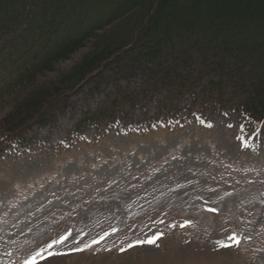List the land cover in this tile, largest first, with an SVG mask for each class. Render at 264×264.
Returning <instances> with one entry per match:
<instances>
[{"label": "rangeland", "instance_id": "rangeland-1", "mask_svg": "<svg viewBox=\"0 0 264 264\" xmlns=\"http://www.w3.org/2000/svg\"><path fill=\"white\" fill-rule=\"evenodd\" d=\"M87 50L59 63L49 79ZM83 95L71 96L52 131H36L43 147L0 158V264H25L68 233L51 251L104 239L50 259L46 249L37 264H264V137L248 121L199 114L146 134L107 130L97 140L90 130L86 142L64 143L81 112L95 109L104 93ZM157 233L156 244L120 251Z\"/></svg>", "mask_w": 264, "mask_h": 264}, {"label": "trees", "instance_id": "trees-1", "mask_svg": "<svg viewBox=\"0 0 264 264\" xmlns=\"http://www.w3.org/2000/svg\"><path fill=\"white\" fill-rule=\"evenodd\" d=\"M116 26L127 29L112 38ZM77 91L104 96L70 143L91 129L149 133L181 113L237 114L264 134V0H0V158L43 147L36 131H52Z\"/></svg>", "mask_w": 264, "mask_h": 264}, {"label": "snow or ice", "instance_id": "snow-or-ice-1", "mask_svg": "<svg viewBox=\"0 0 264 264\" xmlns=\"http://www.w3.org/2000/svg\"><path fill=\"white\" fill-rule=\"evenodd\" d=\"M210 211H217V209H210ZM186 224L189 222H185ZM183 226V225H182ZM105 235H108L107 233ZM162 235V233H157L155 236L151 237L148 240H138L136 241L134 244H128L126 248H121L120 251L124 252L127 251V249L129 248H133L136 245H140V244H156V241L160 238V236ZM71 236V233H68L66 235L60 236L58 239H53L50 243L47 244L46 249L48 250V256L45 257V259H50L51 257L54 256H60V255H67L73 252H83L89 248L92 247V244H98L100 243V240L104 239V237H101L100 240H93L92 244H84L82 246H77V247H73L67 250V252H53L51 251V249H53L56 245H63L66 243V241L69 239V237ZM230 240H233L235 242V244L238 246L239 245V239L236 238L235 236L229 237ZM74 243H77L74 240ZM220 244L221 247H231L232 244H224L223 242H218ZM157 247L159 245H156ZM45 248H41L29 261H26L25 264H37V257H41L44 253V251L46 250ZM109 251L111 249H108Z\"/></svg>", "mask_w": 264, "mask_h": 264}, {"label": "bare ground", "instance_id": "bare-ground-1", "mask_svg": "<svg viewBox=\"0 0 264 264\" xmlns=\"http://www.w3.org/2000/svg\"><path fill=\"white\" fill-rule=\"evenodd\" d=\"M204 262V261H203Z\"/></svg>", "mask_w": 264, "mask_h": 264}]
</instances>
